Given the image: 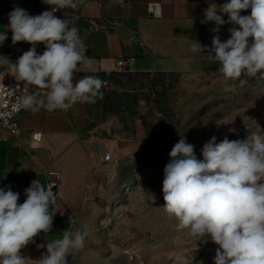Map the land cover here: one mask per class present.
I'll use <instances>...</instances> for the list:
<instances>
[{
  "label": "clouds",
  "instance_id": "clouds-1",
  "mask_svg": "<svg viewBox=\"0 0 264 264\" xmlns=\"http://www.w3.org/2000/svg\"><path fill=\"white\" fill-rule=\"evenodd\" d=\"M44 2L51 10L39 15H29L20 7L9 13L13 44L31 45L15 63L0 57V62L10 65L16 81L24 82L21 105L33 111L40 107L68 111L77 102L95 103L105 82L95 75L75 79L79 65L87 59V47L76 27L54 15L62 8H76V0ZM249 9V15L241 14ZM218 13L226 14L228 20ZM204 20L215 23L213 33L225 23L232 24L230 38L222 42L214 35L210 49L192 41L191 52L207 51L226 80L246 75L264 81V0L210 4ZM6 39V33L0 32V45ZM39 43L45 45L43 54L36 51ZM29 86H35V91H29ZM234 90V86L225 88ZM216 141L212 136L201 149L203 159H198L194 145L180 136L164 168L162 208L177 230H187L202 243L210 238L218 245L214 264H264V135L257 132L245 140ZM52 188L34 180L25 189L24 202L18 203L19 193L10 186L0 187V264H68L69 255L84 248L87 225L47 243L46 254L39 260L21 255L34 237L52 229L56 212L49 211L56 200Z\"/></svg>",
  "mask_w": 264,
  "mask_h": 264
},
{
  "label": "rangeland",
  "instance_id": "rangeland-1",
  "mask_svg": "<svg viewBox=\"0 0 264 264\" xmlns=\"http://www.w3.org/2000/svg\"><path fill=\"white\" fill-rule=\"evenodd\" d=\"M214 27L203 38L209 49L214 35L222 42L229 39L233 25H221L218 33L211 31ZM108 83L105 92L114 93L116 112L82 136L93 166L76 193L82 206L71 231L87 225L89 235L84 248L69 255L68 264H214L218 245L177 230L164 212V168L180 136L203 159L201 149L214 135L217 143L225 137L264 135V81L187 73L167 77L163 86L155 75L121 73ZM229 86L235 90L225 91ZM107 153L110 162L104 161ZM46 251L27 244L21 255L35 261Z\"/></svg>",
  "mask_w": 264,
  "mask_h": 264
},
{
  "label": "crops",
  "instance_id": "crops-1",
  "mask_svg": "<svg viewBox=\"0 0 264 264\" xmlns=\"http://www.w3.org/2000/svg\"><path fill=\"white\" fill-rule=\"evenodd\" d=\"M76 8H62L54 13L77 28L87 47V59L79 65L75 79L82 76H99L117 72L119 59L131 63L133 73H220L219 63L209 54L191 52L192 41L204 46V34L214 25L204 20V10L210 4L218 6L227 0H76ZM159 5L160 16L151 17L148 7ZM20 7L35 16L50 11L44 0H0V12L10 13ZM221 14V13H218ZM249 15L250 9L242 11ZM225 21L226 14H221ZM9 16L0 19V32L7 39L0 45L10 63L31 48L27 42H12L8 29ZM126 31L125 38L120 35ZM45 45L36 46L43 54ZM11 74V67L0 62V78ZM74 79V82H75ZM95 103H75L68 111H38L26 109L20 116V133L8 135L0 128V187H11L19 193L18 203L26 199L25 189L34 180L47 188L48 174L58 172L61 179L56 187V200L49 211H56L50 232H40L29 245L46 247L71 231L77 209L82 206L78 195L80 185L88 180L92 169L82 136L90 134L106 122L104 106L105 88ZM39 95V94H38ZM40 133L41 141L35 142L33 134ZM23 166V167H22ZM19 170V171H18Z\"/></svg>",
  "mask_w": 264,
  "mask_h": 264
},
{
  "label": "built area",
  "instance_id": "built-area-1",
  "mask_svg": "<svg viewBox=\"0 0 264 264\" xmlns=\"http://www.w3.org/2000/svg\"><path fill=\"white\" fill-rule=\"evenodd\" d=\"M122 4L123 0H117ZM159 5H149L148 12L151 17L160 16ZM8 13L0 12V19L8 18ZM4 49L0 46V57H4ZM117 73H133L131 63L126 59H119L117 62ZM109 83L105 81L104 88H108ZM24 82L16 81L15 77L11 74L0 78V128L3 129L10 136H17L20 133L19 119L26 109L20 103V97L23 94ZM29 91H35V86H29ZM41 134L34 133L33 140L35 142L41 141ZM112 155L107 153L104 158L105 162H110ZM61 175L58 172H50L48 174V185L52 186V190L58 186Z\"/></svg>",
  "mask_w": 264,
  "mask_h": 264
},
{
  "label": "trees",
  "instance_id": "trees-1",
  "mask_svg": "<svg viewBox=\"0 0 264 264\" xmlns=\"http://www.w3.org/2000/svg\"><path fill=\"white\" fill-rule=\"evenodd\" d=\"M114 74H119L117 72L115 73H110V74H104L103 78L105 81H108ZM133 74H137L139 76H150V75H155L157 77L160 78V82L161 84L164 86V80L167 77H171L176 75L175 73H164V72H158V73H133ZM104 112H105V117H107L110 113H115L116 112V107H115V99H114V93H106V99H105V106H104ZM155 139L160 140V141H164V138L160 135H156Z\"/></svg>",
  "mask_w": 264,
  "mask_h": 264
},
{
  "label": "water",
  "instance_id": "water-1",
  "mask_svg": "<svg viewBox=\"0 0 264 264\" xmlns=\"http://www.w3.org/2000/svg\"><path fill=\"white\" fill-rule=\"evenodd\" d=\"M125 33H126V31H121V32H120V35H121L122 37L125 38V36H124ZM56 190H57V189H56V187H55V188L53 189V192L56 193Z\"/></svg>",
  "mask_w": 264,
  "mask_h": 264
}]
</instances>
